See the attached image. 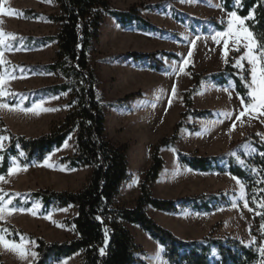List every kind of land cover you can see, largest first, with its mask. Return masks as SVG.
Instances as JSON below:
<instances>
[{"label":"rangeland","instance_id":"rangeland-1","mask_svg":"<svg viewBox=\"0 0 264 264\" xmlns=\"http://www.w3.org/2000/svg\"><path fill=\"white\" fill-rule=\"evenodd\" d=\"M111 3L122 11L134 5L149 6L140 8V15L154 25L150 28L137 21L123 24L107 14L99 40L89 53L107 113L106 137L115 144L129 145V177L120 200L129 183L140 186L143 181L148 167L141 168L137 161L139 154L151 157L152 162L153 146L163 137L172 136L176 125L182 121L176 145L161 150L165 164L159 178L152 183L154 196L178 200L224 193L225 200L212 211L183 206L169 212L148 206V214L161 226L187 240H201L213 234L259 246L252 233L257 211L249 201L246 183L228 172L193 170L179 158V151L198 155L226 153L245 165L248 158L261 154L251 140L245 139L256 135L264 143V114H261L264 110L246 112L240 117L242 109L238 97L242 96L236 91L233 80L227 85L202 80L192 95V111L208 112L182 117L187 110L184 94L192 86L191 68L198 73L217 72L230 58L236 67V62L246 52L243 38V28L249 29L246 19L236 13L244 19V24L241 26L234 21L232 12L223 8L221 0H111ZM0 7L16 13L0 12V30L15 37L6 38L7 42L0 44L3 54L0 59L4 61L0 64V76L4 79L0 84V104L8 106L0 107V118L12 133L37 137L50 132L69 110L68 92L40 90L65 80L61 73L43 67L56 57L55 44L44 41L43 37L57 32L58 24L49 16L59 13V5L53 0H0ZM215 22L224 29H218ZM132 52L156 54L152 58H138L132 56ZM241 63L243 67L236 68L248 86L252 66L247 60ZM261 66L264 61L258 69ZM130 94L132 96L124 99ZM244 103H251L250 97L248 101L244 99ZM35 105L41 107L34 108ZM29 108L34 110H20ZM45 108L53 111H43ZM0 137H7L0 141V149H4L10 138L8 135ZM75 151L76 133H72L62 147L54 148L42 160L24 163L22 152L20 158H11L8 171L0 175L4 177L0 180V206L6 205L0 219V234L6 242L20 243L23 238L29 255L21 259L18 252L11 250L10 243L8 247L0 243V264H34L38 257V238L53 242L77 236L75 225L70 221L76 215L75 206L46 208L41 199L31 197L33 191L41 189L79 191L87 184L92 168L72 167L67 159ZM8 209L16 211L9 214ZM10 226L17 230L18 239L7 236V231H13ZM129 229L139 246L137 264H171L165 256V248L148 232L140 226ZM31 252L37 255L33 257ZM210 257H220L216 247H212ZM81 260L79 252L53 264H81Z\"/></svg>","mask_w":264,"mask_h":264},{"label":"trees","instance_id":"trees-1","mask_svg":"<svg viewBox=\"0 0 264 264\" xmlns=\"http://www.w3.org/2000/svg\"><path fill=\"white\" fill-rule=\"evenodd\" d=\"M53 1L59 5L60 11L49 18L58 24V30L53 35L43 37V40L56 42L57 51L55 59L43 67L61 73L65 80L40 90L68 92L69 110L50 132L37 137L12 133L0 118V135L10 138L6 147L0 149V175L8 171L11 158H20L21 152L25 155L21 158L24 163L42 160L54 148L62 147L72 133H76V151L67 157L70 166H90L92 171L87 184L79 191L41 189L31 193V197L41 199L46 208L52 205H73L76 208V215L70 221L75 225L77 236L53 242L38 238V257L34 264H53L79 252L82 254L81 264H137L139 246L123 222L139 225L148 232L165 248V256L171 264H261L264 259L259 252L260 246L264 247V207H261L264 205V155L256 154L243 165L231 154L198 155L179 151L181 163L193 170L228 172L246 183L249 201L257 211L252 233L257 237L259 246H249L240 240L215 237L213 234L201 240H187L176 236L148 214V206L169 212L183 206H192L198 211H212L220 201L225 200L224 193L188 196L178 200L154 196L152 183L159 178L165 164L161 150L176 145L182 121L178 122L172 136L163 137L153 146L152 163L144 174L136 204L127 207L117 202L121 187L129 177V145L115 144L106 137L107 113L97 89L98 77L91 67L89 53L99 40L107 14L118 18L123 24L137 21L154 28L140 15V8L149 6L134 5L122 11L115 9L111 0ZM221 2L227 12H235L245 18L258 43L264 44V0ZM214 25L224 29L218 22ZM155 54L131 53L138 58H152ZM166 54L175 56L173 53ZM191 73L192 86L184 94L187 110L182 113V117L208 112L192 111V95L197 92L202 80H212L219 85H227L233 80L238 94L249 100L245 78L233 66L232 58L220 71L198 73L191 68ZM130 96L132 94L124 99ZM245 140H251L258 151L264 153V143L256 135ZM10 228L13 231H7V236L18 239L17 230L12 226ZM212 247L217 248L219 258L210 257ZM101 249H104L103 254Z\"/></svg>","mask_w":264,"mask_h":264},{"label":"snow or ice","instance_id":"snow-or-ice-1","mask_svg":"<svg viewBox=\"0 0 264 264\" xmlns=\"http://www.w3.org/2000/svg\"><path fill=\"white\" fill-rule=\"evenodd\" d=\"M0 12L2 13H6L9 15H13L16 14L14 12V10H9V9H5L3 7H0ZM231 17L234 19V21L238 22L241 26H243L244 24V19L240 18L237 16V14L235 12H232ZM231 32V29L229 30V33ZM217 35H226L225 33H217ZM6 38H15L13 34L10 33H4L2 30H0V44H3L5 42ZM243 38L246 41V43L244 44V47L246 49L245 55L240 57V60H238L236 62V67H243L241 61L243 60H247L248 63L252 66L251 67V84L248 85V87L251 89L249 92V97L251 100V103L249 104H245L244 103V97H238L240 99L241 102V111L239 113L240 117H243L246 112L251 114V111H256L257 109H261L264 110V66L259 67L258 69V65L261 64L262 61H264V44H260L258 43V41L256 40V38L254 37L253 32H251L248 28L244 27L243 28ZM236 39L237 41H239L240 36L239 34L236 35ZM239 50V49H237ZM258 50V51H257ZM2 53H0V57H2ZM190 55V53H189ZM4 61L2 59H0V64H3ZM258 71H259V76H258ZM4 75H7V73H5ZM4 82L3 76H0V84H2ZM0 94H2V92H0ZM172 95H175V92L173 91ZM170 106V105H169ZM0 107H8L5 104H0ZM40 105H35L34 108H40ZM12 110V109H10ZM22 111H33V108H29V109H20ZM43 111H53V109H42ZM261 114H264V111L261 112ZM258 118V117H257ZM233 127H235V125H233ZM7 139V137H0V141H3ZM0 148H2V144H0ZM21 155H23V153H21ZM261 155H264V153H261ZM2 159V158H0ZM22 170H26V169H22ZM9 174H12L11 170L9 172ZM4 177L0 176V180H3ZM239 183V181H238ZM241 191L243 192V184H241ZM0 199H2V197H0ZM7 203H11V201H8ZM245 207H247V202H245ZM261 207H264V205H261ZM5 208L6 205L4 206H0V219L3 218L2 214L5 212ZM16 211V209H8L9 214H11V212ZM22 211V210H21ZM99 219V217L97 218ZM262 227H264V225H262ZM105 234H106V238H107V229H105ZM0 243H4L6 247L9 246L10 243V247L11 250L18 252V254L20 255L21 259H25L29 253L28 251L25 249L24 247V240L23 238L21 239L20 243H16V242H6L5 238L2 234H0ZM101 254L104 253V249H101ZM260 255L262 258H264V247L259 249ZM31 256L35 257L37 255V253L35 252H31L30 253ZM261 264H264V259L261 260Z\"/></svg>","mask_w":264,"mask_h":264},{"label":"crops","instance_id":"crops-1","mask_svg":"<svg viewBox=\"0 0 264 264\" xmlns=\"http://www.w3.org/2000/svg\"><path fill=\"white\" fill-rule=\"evenodd\" d=\"M7 42V40L5 41ZM55 44L56 48H57V43L56 42H52ZM137 161L140 163V166L141 168L144 167L145 169L151 165V157H146V155H140L139 154V158L137 159ZM130 165V163H129ZM147 168V169H148ZM126 182V181H125ZM124 182V183H125ZM124 183L121 187V190H120V193L117 197V202L121 205H124V206H128V207H133L135 204H136V200L140 194V186H138L136 183H129V185L127 186L126 190H125V193L122 197V199L120 200V197L122 196V192H123V189H124ZM125 196H128V199L125 198ZM125 226H127L128 228H130L131 226H139V225H136V224H132V223H129V222H123Z\"/></svg>","mask_w":264,"mask_h":264}]
</instances>
